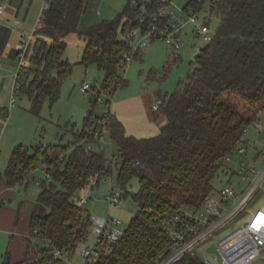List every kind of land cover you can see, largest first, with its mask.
<instances>
[{
	"label": "trees",
	"instance_id": "1",
	"mask_svg": "<svg viewBox=\"0 0 264 264\" xmlns=\"http://www.w3.org/2000/svg\"><path fill=\"white\" fill-rule=\"evenodd\" d=\"M89 5L90 0H50L49 7L41 12L35 40L26 52L30 63L16 81L18 92L28 96L35 115L39 116L46 99L53 103L59 98L62 84L73 74V64L65 57L72 33L88 42L81 63L85 67L96 64L105 72L102 87L108 93L113 95L128 84L121 71L123 53L128 50L125 34L137 24L138 11L129 0L115 17L81 27ZM212 8L221 23L214 39L198 51L193 70L178 82L176 90L158 95L162 104L153 116H166L159 134L128 135L110 109L104 117L89 110L72 142L32 149L15 145L0 175L8 186L28 183L31 173L43 164L50 177L42 181L32 207L31 232L22 261L59 264L51 257L43 258L45 244L33 245V237L62 250H76L87 241L92 215L71 199L91 175L111 172L113 159L125 196L130 194L128 183L139 178L133 199L140 207L123 239L95 264H155L169 256L171 239L163 230L165 216L186 206L202 205L214 190V178L226 166V155L235 153L245 130L264 109V0H214ZM21 52L22 48L19 56ZM139 56L140 50L135 53ZM90 98L95 100L93 93ZM105 117L118 147L110 159L101 143L86 132L92 120ZM90 142L93 149L89 151L85 146ZM40 255L42 258L36 260ZM4 256L3 264H11L10 256ZM173 264L204 262L187 253Z\"/></svg>",
	"mask_w": 264,
	"mask_h": 264
},
{
	"label": "rangeland",
	"instance_id": "2",
	"mask_svg": "<svg viewBox=\"0 0 264 264\" xmlns=\"http://www.w3.org/2000/svg\"><path fill=\"white\" fill-rule=\"evenodd\" d=\"M46 1L49 2L50 0H44V2ZM172 1L180 6L186 3V0ZM128 2L129 0H90L86 14L81 20V27L98 22V20L103 18L115 17ZM38 23L39 21L36 22L34 29ZM210 24L218 28L221 25L220 17L212 16ZM187 29L190 30L191 27L188 26ZM29 34L30 32H26L23 39H27ZM187 39V45L177 51L171 50L164 40H155L140 48V56L134 57L133 61L125 68L124 74L128 84L109 97L102 87L105 72L100 70L96 64L85 67L81 63L82 42L84 39L72 33L68 39L69 45L65 52V57L69 58L73 64V74L62 84L59 98L53 103L46 99L38 116L30 111L31 104L26 94L18 92L17 101L14 107H11L12 93H10L11 95L5 103L10 113L5 109V113L0 116V120H2L5 127L3 130L5 141L9 142L12 136L16 134V137L19 138L15 137V139L23 140L31 149L39 145L60 142L68 143L74 141V132L83 128L85 117L89 110H93L94 116L104 117L108 109H110V112L112 111L114 101L124 96L134 95H140L148 105H152L159 94L173 93L178 87V82L181 79H185L193 70L197 61L198 50L205 44L201 39ZM24 40L21 41V45ZM2 60L9 70V83H12L16 78L19 63L14 58L12 60L6 58ZM6 74L8 73L6 72ZM85 83H89L93 88L84 92L81 86ZM99 87L102 88L103 100H91L89 96L93 92L98 94ZM109 98L111 99L109 100ZM25 116L29 118V122L24 120L26 127L20 121H14L13 123L11 120V118L20 119ZM249 127V132L245 135L244 140L252 145V147L248 148L249 157L255 158L257 149L264 151V109L260 111L258 119ZM102 147L106 150L108 159L113 153H118V147L113 142L110 133L105 135V142ZM8 156V151L4 150L0 160V171L2 173L5 172L7 167ZM231 158L232 161L227 163L214 178V190L222 187L228 180H231L235 185L241 182L243 173H241L238 164L239 155L235 152L231 154ZM257 158L262 163L264 161L263 152ZM112 162H115L113 170L108 173L99 185L93 186L90 192L91 195L84 207L89 210L92 217H118L123 222L122 227L127 228L140 207L133 199V194L137 193L140 182L137 176L134 177L127 185V190L130 194L127 196L125 194L122 197L118 207L111 206L105 200L104 195L109 193L113 186L119 185V168L114 159ZM44 180H46L45 172L40 168L36 169L29 185L24 183L25 185L22 184L20 188L11 189L7 196H4V203H2L0 208V255L4 256L6 254L12 240H16L18 243L17 239L22 233L26 236L30 234L32 206L38 199L41 183ZM252 203L251 207L254 210L264 204V188L259 191ZM95 237V229L92 227L87 241L80 244L76 252L79 253L85 245L92 246L95 242ZM31 240H33V245L35 246L41 247L45 244L44 240L36 237ZM0 261H3L2 257ZM252 264H264V252Z\"/></svg>",
	"mask_w": 264,
	"mask_h": 264
},
{
	"label": "built area",
	"instance_id": "3",
	"mask_svg": "<svg viewBox=\"0 0 264 264\" xmlns=\"http://www.w3.org/2000/svg\"><path fill=\"white\" fill-rule=\"evenodd\" d=\"M131 1L138 15L137 24L125 34L128 50L123 53L121 71L124 77L125 68L133 61L135 53L150 42L164 40L171 50L177 51L187 45V38L201 39L205 45L214 39L217 28L210 24L212 16L215 15L212 8L214 0H186L182 6L172 0ZM48 7L49 2L46 1L42 10ZM3 12L4 6L0 5V17ZM188 26L191 27L190 30L187 29ZM34 40L32 33L23 41L16 81L19 73L28 68L30 61L26 58V52ZM16 81L12 89L11 107L16 103L19 91ZM81 88L87 92L93 87L85 83ZM103 88L108 93L107 88ZM93 94L95 101L103 100L102 88H98V94ZM108 95L111 97L110 93ZM161 104L162 100L157 98L154 110H158ZM106 120L107 117L94 119L86 128L88 136L97 139L101 145L105 142V135L109 133ZM249 129L250 127L245 130V135ZM78 143L80 142L75 145ZM75 145L73 144L74 147ZM249 147L252 145L243 140L235 151L239 155L238 164L243 173L240 183L235 185L228 180L222 187L213 190L198 208L186 206L165 216L163 230L171 239L170 254L157 260L155 264H173L187 253L200 257L204 264H252L259 259L264 252V204L256 210L251 205L259 191L264 188V161L260 163L257 158L262 152L264 155V151L257 149L255 158L249 157ZM85 148L90 151L93 143H87ZM231 161V154L226 155L225 163ZM39 168L50 179L46 165ZM107 175L100 172L91 175L90 180L77 190L71 202L76 207L85 208L93 186L99 185ZM31 178L33 172L28 177L29 180ZM110 190L104 195L105 200L111 206L118 207L125 191L119 185ZM92 223L96 234L92 246L85 245L77 253V249L62 250L48 241L45 242L43 258L47 260L51 257L59 264H95L102 257L108 256L113 245L123 239L126 228L122 227L121 219L115 216H93ZM39 258L42 256L35 259ZM11 264L28 263L20 261Z\"/></svg>",
	"mask_w": 264,
	"mask_h": 264
},
{
	"label": "crops",
	"instance_id": "4",
	"mask_svg": "<svg viewBox=\"0 0 264 264\" xmlns=\"http://www.w3.org/2000/svg\"><path fill=\"white\" fill-rule=\"evenodd\" d=\"M43 3L44 0H0V5L4 6L3 16L0 17V116L5 113V109L8 113H10L9 109L6 108L7 105L5 103L9 99L11 95L10 93L13 92V85L16 81L15 78L12 83H9V70L2 59L6 58L12 60L14 58V60L18 61L20 64L18 55L19 50L22 48L20 43L24 40L23 38L26 32H30V34L34 32L35 24L41 17L40 13L42 12ZM82 43L83 51L81 56L88 42L84 40ZM6 72L8 74H6ZM157 98L158 96L152 105H148L140 95L124 96L119 98V100L114 101L111 112L123 122L125 131H127L128 135H136L138 137L154 136L160 133L161 126L166 122L165 115H162L159 119H155L153 116L154 105L157 102ZM29 103L31 104L30 100ZM11 120L13 123L14 121H20L25 127L26 123H24V120L29 122V118L27 116L21 117L20 119L11 118ZM4 128V124L2 123V120H0L1 155L4 150H7L9 155L8 157L10 158L13 151L12 149L16 144L26 145V143H24L21 139H15L16 134L12 136L9 142L5 141V135H3ZM1 173L2 172L0 171V175ZM30 182L31 181L25 184L29 185ZM20 186H22V184L10 187L6 184L5 180L0 177V208L2 207V203H4V196H7L11 189H17L20 188ZM26 239L27 236L22 233L17 239L18 243L16 240H12V243L6 251V255L10 256L12 262L19 263L25 258V251L28 243ZM2 258L3 261H0V264L4 263L6 256H2Z\"/></svg>",
	"mask_w": 264,
	"mask_h": 264
}]
</instances>
